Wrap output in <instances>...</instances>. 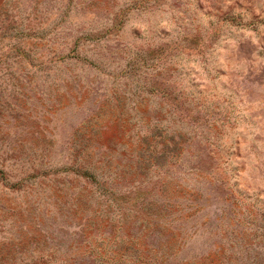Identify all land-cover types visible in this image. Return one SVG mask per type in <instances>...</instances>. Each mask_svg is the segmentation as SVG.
<instances>
[{"label": "rangeland", "instance_id": "1", "mask_svg": "<svg viewBox=\"0 0 264 264\" xmlns=\"http://www.w3.org/2000/svg\"><path fill=\"white\" fill-rule=\"evenodd\" d=\"M0 264H264V0H0Z\"/></svg>", "mask_w": 264, "mask_h": 264}]
</instances>
